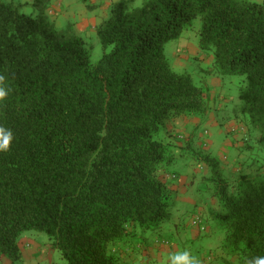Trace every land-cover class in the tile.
Masks as SVG:
<instances>
[{"label": "trees", "instance_id": "16d2710c", "mask_svg": "<svg viewBox=\"0 0 264 264\" xmlns=\"http://www.w3.org/2000/svg\"><path fill=\"white\" fill-rule=\"evenodd\" d=\"M48 10L49 0H0V86L10 89L0 126L13 135L10 151H0V254L18 260L20 237L37 231L66 264H140L144 255L123 262L118 246L137 233L179 230L177 204L180 225L187 219L206 234L203 211L172 189L182 152L168 124L207 118L208 84L174 71L165 45L199 19L196 46L212 57L208 73L243 76L242 149L260 152L264 168V2L117 0L94 29L102 48L94 62L83 37L71 24L58 27ZM193 159L208 168L197 188L214 200L207 210L223 232V264L264 257V170L230 182L216 156Z\"/></svg>", "mask_w": 264, "mask_h": 264}, {"label": "rangeland", "instance_id": "374dc122", "mask_svg": "<svg viewBox=\"0 0 264 264\" xmlns=\"http://www.w3.org/2000/svg\"><path fill=\"white\" fill-rule=\"evenodd\" d=\"M63 3L65 5L63 4L62 10L66 13L68 9L65 0H63ZM79 7H81V4ZM21 10L25 13L32 11L29 5L21 7ZM75 11L76 16L70 19L71 14H67L68 18L62 19L57 26L65 27L71 23L74 26L77 23L78 30H74L83 37L90 49V60L94 62L101 56L102 48L95 36L94 28L89 26L83 29L84 24L79 21L77 8ZM199 26V19H195L193 26L183 32L184 36L177 43L170 41L165 45V55L174 71L190 74L197 85L205 82L208 84L206 97H209L211 111L207 118L193 116L175 119L168 124V128L171 127L172 133H170V136L173 137L171 139L174 142V146L179 148L180 151L178 152H182L181 157L177 160L181 164L178 167L181 172L180 178L174 183L172 189L178 192L177 199L182 204L187 201L192 203L193 200V203L195 202L194 211H203V216L209 225L208 232L195 240L184 241L185 238H189L185 235L184 227L180 225V217L184 212V207L177 204L174 208L175 212L172 220L174 223L179 224V230H176L175 227H169V229L163 231L161 237H164L165 240H161V244L156 241L157 237H161L151 236L150 238V231H145L141 235L137 233L136 238H134L136 242L129 247L118 246L119 249L123 248L119 252L123 262L129 260V258L124 257L125 255H134L138 258L144 255V259L140 261L144 264H149L147 257L150 256L152 250H172L175 246H178V249H184V251L187 250L190 253H198L200 255L204 254V252L212 253L216 256L214 264H223L221 259V256H223L221 253L223 232L214 220L210 219L207 210L214 204V200L209 198L208 194H204L207 190L198 191L199 189L197 188L201 178L208 175V168L194 160L193 156L198 152L210 153L216 156L223 173L230 182H233L240 172L256 173L264 170L261 164L263 158L260 152L255 153V155L248 150L242 149L244 147L243 136H246L248 132L237 109V105H239V90L244 84L243 76H222L208 73L213 60H211L210 55L201 56V51L197 50L196 39H198ZM250 141L251 143L253 142V140ZM251 156L257 158V161L254 162L253 160L252 163L253 158ZM167 175L169 174L167 173ZM167 175L164 177L166 178ZM187 187H189V190ZM188 198H192V200ZM187 223V219H184L183 226ZM190 223H193L194 227H196L194 222ZM48 243L49 238L45 233L27 231L19 239V246L22 250H20V258L16 261H11L7 256L0 254V264H66L60 253L57 250L50 249ZM161 263L168 264L167 260ZM154 264L160 263L156 262Z\"/></svg>", "mask_w": 264, "mask_h": 264}, {"label": "crops", "instance_id": "0c3cea01", "mask_svg": "<svg viewBox=\"0 0 264 264\" xmlns=\"http://www.w3.org/2000/svg\"><path fill=\"white\" fill-rule=\"evenodd\" d=\"M10 1L14 4H23L26 2H30L31 0H7ZM117 0H65L66 2V7L68 11L65 13L62 10L63 0H49V14L51 20L55 22V24L58 25V23L66 18L68 15L71 14L70 19L75 15V9L77 8V12L79 14V21L84 24L83 29L91 26L95 29V27L103 20L106 18L108 14V9L109 6L112 2H115ZM254 1H259V2H264V0H254ZM81 4V7L79 5ZM68 18V17H67ZM73 24V23H71ZM77 23L73 26L74 29L78 30ZM76 31V30H75ZM77 32V31H76ZM181 38V37H180ZM180 38L177 40L179 41ZM212 60V57H211ZM210 60V61H211ZM218 118V117H217ZM184 231L186 232V236L189 237L187 238V242L191 240H195L196 238H199L201 233H199L194 227L193 223H187L184 227ZM187 244V243H185ZM211 247V246H209ZM178 246H175L172 250L169 249H159L157 250H152V253H150V256L147 257V261L149 264H154V263H160L167 260L169 264V257L172 254H175L177 252H182L184 251L181 249H178ZM21 250V249H20ZM22 251V250H21ZM149 252V251H148ZM193 256H196L199 258L200 264H214L216 260V256L212 253L204 252V254L200 255L198 253H190ZM140 264H144L142 261Z\"/></svg>", "mask_w": 264, "mask_h": 264}, {"label": "clouds", "instance_id": "9594fccd", "mask_svg": "<svg viewBox=\"0 0 264 264\" xmlns=\"http://www.w3.org/2000/svg\"><path fill=\"white\" fill-rule=\"evenodd\" d=\"M4 77L0 75V85H3ZM10 89L0 86V102L6 100L9 95ZM13 135L10 129L0 126V151H10L11 141ZM169 264H200L199 258L190 254L185 250L177 252L169 257ZM245 264H264V257H254L247 259Z\"/></svg>", "mask_w": 264, "mask_h": 264}, {"label": "built area", "instance_id": "2783aa9c", "mask_svg": "<svg viewBox=\"0 0 264 264\" xmlns=\"http://www.w3.org/2000/svg\"><path fill=\"white\" fill-rule=\"evenodd\" d=\"M201 229H202V227H201Z\"/></svg>", "mask_w": 264, "mask_h": 264}]
</instances>
